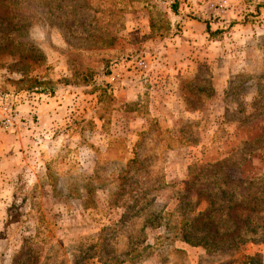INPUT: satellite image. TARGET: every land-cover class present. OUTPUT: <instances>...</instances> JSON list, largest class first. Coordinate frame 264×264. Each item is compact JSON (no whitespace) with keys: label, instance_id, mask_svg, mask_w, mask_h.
I'll return each mask as SVG.
<instances>
[{"label":"rangeland","instance_id":"obj_1","mask_svg":"<svg viewBox=\"0 0 264 264\" xmlns=\"http://www.w3.org/2000/svg\"><path fill=\"white\" fill-rule=\"evenodd\" d=\"M9 5L0 113L17 118L10 128L0 118V264L125 259L143 235L151 244L173 231L191 167L216 155L228 168L200 184L215 181L217 202L223 189L244 199L255 223L245 237L260 243L243 253L264 261V0H178L171 11L156 0ZM184 18L218 24L205 29L196 60L175 42ZM49 99L55 115L43 120L38 104ZM216 218L234 227L224 210ZM119 220L121 231L104 230ZM174 245L190 264L241 257ZM122 264L166 263L148 255Z\"/></svg>","mask_w":264,"mask_h":264},{"label":"trees","instance_id":"obj_2","mask_svg":"<svg viewBox=\"0 0 264 264\" xmlns=\"http://www.w3.org/2000/svg\"><path fill=\"white\" fill-rule=\"evenodd\" d=\"M21 0H0V24L3 25L7 22L11 25V19L8 21L9 17L2 16V11L7 13H12L9 4L20 2ZM12 18V17H11ZM18 16H15V19ZM24 23L23 19H18L13 25L14 29H20ZM208 32L213 34L214 32L208 26ZM92 89L89 91L91 93H96L98 87L91 83ZM78 121H75V124ZM220 155H216L206 160L195 164L190 169V177L186 184L185 192L180 193V204L176 211L178 215V221L174 223L173 228L169 235H159L157 239L151 243H146V235H143L137 242L133 243L132 248L126 253L125 259H119L118 257L114 259H105L104 264H113V261L123 263L126 260L133 263L138 257L148 256V255H158L161 256L162 260L166 264H190L188 260V252L182 247H177L174 245L175 241H180L182 243L191 246H202L206 249L208 255H214L220 252L222 255L227 253L230 255L240 254L241 257L232 260L231 263L237 264H264V261L256 256L250 257L249 255L243 253V248L250 242L260 243L255 241V239H249L245 237L246 232L251 229L255 224L249 221V217L245 216L248 206L244 204V199L236 197L234 193L230 192L229 189L222 190V200L216 201V186L215 181H208L206 187H202L200 182L204 176L206 179L208 177L213 178L218 174L223 168H228L226 165L220 166L216 165L220 162ZM216 167V168H215ZM231 169V167H229ZM125 176L122 177V179ZM196 199H195V198ZM205 201L203 209H201V202ZM154 202L147 200V204ZM124 208H127L123 205ZM252 209V208H251ZM224 210V213L231 218L233 222V228L228 227L226 229L218 227L217 212ZM162 216V215H161ZM160 219L163 220V218ZM159 218V217H157ZM122 222H127L126 218ZM120 223V225H119ZM114 227H118L117 230ZM122 224L119 220L114 226H106L104 230H113L116 233L118 230L121 231ZM115 229V230H114ZM224 229V230H222ZM103 232V229H102ZM109 234V233H107ZM103 237H100V240ZM107 241L106 238H104ZM50 252L49 254H51ZM84 256V255H83ZM49 257V256H48ZM47 258V257H46ZM51 256L49 257V259ZM40 259V258H39ZM84 262L86 258L82 257ZM38 260V259H37ZM80 260V258H79ZM16 264H26L22 259L18 260ZM32 264V263H31ZM85 264V263H83ZM218 264H228L226 262H220Z\"/></svg>","mask_w":264,"mask_h":264},{"label":"crops","instance_id":"obj_3","mask_svg":"<svg viewBox=\"0 0 264 264\" xmlns=\"http://www.w3.org/2000/svg\"><path fill=\"white\" fill-rule=\"evenodd\" d=\"M182 20H183V26H182L183 31L175 39V42L177 44H180L181 48L184 50L185 54L183 57L185 56L188 57V55L191 54L193 56H189V58L191 59L195 58L196 60L197 56L200 55L202 52V41H203L202 39L205 29L208 30V26H209L211 30H214L213 25H218V24L213 22H204L196 18H184ZM211 43H212L211 48L213 47L215 48L216 46L214 45V40H211ZM208 47L210 48V46ZM209 55L213 56V53L209 52ZM188 61L191 60L185 58L184 63H187ZM26 106H28V104L24 105L23 107ZM52 106H53V102L50 99L48 101H41L38 104L37 114H40L43 120L46 118H51L52 115H55V110ZM39 130L43 132L44 130L43 125L40 128H38V131Z\"/></svg>","mask_w":264,"mask_h":264},{"label":"built area","instance_id":"obj_4","mask_svg":"<svg viewBox=\"0 0 264 264\" xmlns=\"http://www.w3.org/2000/svg\"><path fill=\"white\" fill-rule=\"evenodd\" d=\"M157 2H159V4L161 6H163L164 8L168 9L169 11H171L173 9V7L177 4L178 0H156ZM226 2V1H225ZM224 7V3H221L220 4V8H223ZM137 67L145 72L147 71V69L149 68V65L147 63L146 60H140L138 62V65ZM11 110V109H10ZM5 117H3L2 113H0V118L2 119V124H3V127L5 128H10L13 126V123L15 122L16 118H17V115L16 113H9L8 111H6Z\"/></svg>","mask_w":264,"mask_h":264}]
</instances>
